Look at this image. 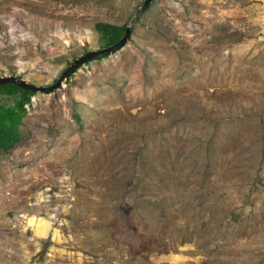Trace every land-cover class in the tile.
<instances>
[{
  "label": "rangeland",
  "instance_id": "obj_1",
  "mask_svg": "<svg viewBox=\"0 0 264 264\" xmlns=\"http://www.w3.org/2000/svg\"><path fill=\"white\" fill-rule=\"evenodd\" d=\"M142 2L0 0V77L53 84ZM24 107L0 264H264V0H152Z\"/></svg>",
  "mask_w": 264,
  "mask_h": 264
},
{
  "label": "trees",
  "instance_id": "obj_2",
  "mask_svg": "<svg viewBox=\"0 0 264 264\" xmlns=\"http://www.w3.org/2000/svg\"><path fill=\"white\" fill-rule=\"evenodd\" d=\"M95 29L101 34L100 37L103 40V46H107L119 40L124 32L125 25L118 26L98 22L95 24ZM0 93L10 96L20 95V98L16 100L13 107L6 108L0 105V150H6L20 140L18 126L21 118L26 113L24 105L29 102L30 96L34 92L19 88L13 84H1Z\"/></svg>",
  "mask_w": 264,
  "mask_h": 264
},
{
  "label": "water",
  "instance_id": "obj_3",
  "mask_svg": "<svg viewBox=\"0 0 264 264\" xmlns=\"http://www.w3.org/2000/svg\"><path fill=\"white\" fill-rule=\"evenodd\" d=\"M151 1L152 0H143L140 7L135 11L129 24L125 27L124 32L118 41L108 46L102 47L100 49L88 51L82 56H79L60 74V76L53 84L47 86H39V85L31 84L18 76H2L0 77V85L13 84L19 88L29 90L34 93L36 92L47 93L58 89L59 87H61L62 83L66 80V78L71 73H73L80 65H83L86 61H89L90 59L93 58L108 56L110 54L116 53L121 48H123L130 38L131 26L136 16L140 14L143 10H145Z\"/></svg>",
  "mask_w": 264,
  "mask_h": 264
}]
</instances>
